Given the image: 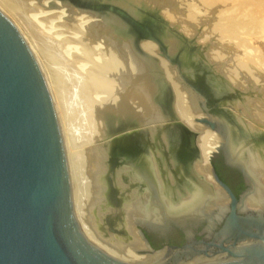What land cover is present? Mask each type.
Listing matches in <instances>:
<instances>
[{"label":"water","instance_id":"95a60500","mask_svg":"<svg viewBox=\"0 0 264 264\" xmlns=\"http://www.w3.org/2000/svg\"><path fill=\"white\" fill-rule=\"evenodd\" d=\"M183 79L191 121L208 127L213 135L214 182L222 186L230 206L208 214V205H214L218 197L205 177L195 175L196 134L175 118V94L159 79V106L179 133L178 174L193 200L181 207L166 206L147 146L135 135L112 134L108 148L112 163L107 167L112 175L132 168L129 176L140 179V196L152 193L145 217L135 220V227L149 254L163 253L158 264H186L196 257L225 252L230 260L203 264H264V188L249 159L258 140L242 143L239 126L223 109L225 98L213 99L202 84H187ZM214 163L232 187L241 190L239 196L220 178ZM0 264H127L94 247L77 225L49 90L25 39L2 11Z\"/></svg>","mask_w":264,"mask_h":264},{"label":"rangeland","instance_id":"374dc122","mask_svg":"<svg viewBox=\"0 0 264 264\" xmlns=\"http://www.w3.org/2000/svg\"><path fill=\"white\" fill-rule=\"evenodd\" d=\"M98 1L0 0V9L18 26L17 28L35 53L43 70L53 97L60 126L62 125L61 130L63 133L67 157L69 159V167L73 181L75 209L79 222L87 237H89L91 241H95L94 243L97 245H102L106 244V242H110V240L107 239L108 236L111 237L112 234L118 233L116 227L112 224V221L121 216V214H119L121 210L113 209V211L104 212L98 205H96L99 202V197H101L99 195V183L97 181V176L92 173L93 166L89 164V159L87 157L85 159V149L89 147L87 144L88 142H86L88 140L87 137L89 138V131L88 128L82 125L83 118L82 113L80 112L81 109H83V104L81 102L83 101V103H86L85 100L88 99L84 100L82 96H79L80 91H78L79 87L75 81V76L72 74L71 70H69V65H67L69 63L68 60L74 55L89 56L87 59H82L83 64H81V69L83 71H81L84 72L85 67L89 68V66L98 63L101 58H104L100 55L101 53L96 54L94 52L107 47L106 39L100 37L89 39V36L86 34V29L90 25V21H104L108 19L107 14L109 13L115 15L119 23L116 25V36L119 38L123 34H128L130 32L129 39L132 43V52L137 57V60L146 63V65L150 67V76L152 75L153 77L151 76V79L154 80H151L152 82H158L159 79L165 85L169 86V75L166 74L167 72L165 73L167 69L165 70L164 68H167V66L174 67L178 84L182 86V98L185 102L188 103L183 77H185L187 84H202L210 92L213 99L225 98L223 109L227 112L228 116L235 117L238 120L241 118L243 122H248V124L251 122L252 124L250 123V126H248L250 131H254L253 134L255 133L257 135L258 142H264V113L262 114V112H264V59H262L264 58V48H262L264 47V0H182L181 4V0H179V4L177 3L178 5L174 4L171 8H169L170 6L168 5L169 7H165L167 9L162 6V9H160L161 7L157 9L159 12L155 10L156 8H153L152 5H150V7L147 6V8H149L148 10L150 11L151 16H153V19L148 18V20L145 19V21L139 17L140 14L134 12L137 11V8L128 11L126 7L124 8L121 5L116 4L117 6L115 5V8L117 10H113L110 9V4L105 1ZM167 2L170 1L167 0ZM167 10L182 15L181 17L183 18V21H186L195 27L196 31L193 29L194 33L192 32V35L182 34L179 31L175 32L176 30L168 25L165 26V18L163 15L168 12ZM138 12L141 13V11ZM156 13L157 17H154L156 16ZM167 23H169L168 20ZM173 40L179 41L180 45L179 48L177 46V48L171 51L173 49L171 46L173 45ZM67 42H71L73 46L70 45V47L68 45L66 48L64 45ZM145 43L153 44L156 53L153 51L155 50L153 48V50L149 47L145 48ZM207 46L210 48L213 46L214 49L219 50L220 52L224 51L223 53L225 55L223 54V57L221 56L222 58L220 57V59L215 62H209L206 57V53L208 52ZM247 52L251 55L247 54ZM256 52L260 53L256 54ZM260 54L263 55V57H261ZM189 56L204 61L203 67L193 68V70L190 71L186 70L184 67L185 65L183 64H185V60L187 57L189 58ZM258 56H260L261 60ZM226 57L228 58L226 59ZM224 58L225 60H223ZM165 62L168 64L166 63L167 65L163 67L162 65H165ZM260 62L262 64H260ZM220 63H223L222 66ZM235 63H238V65ZM235 67L237 70H235ZM210 82L214 84L216 83L217 86H213L214 84L211 85ZM75 86L77 87L75 88ZM175 100H177V98ZM175 103L177 104L176 101ZM186 114H189L188 118L190 122H192L190 111ZM181 117L182 116L179 115L175 109V118L184 127L190 128L191 134H196L198 152L200 150L199 137L201 131L206 130L209 133H211V131L205 126L192 122L198 126L201 131L195 127L193 129L188 126V123L184 122L185 118ZM165 118H167L165 126L169 128L171 133L177 135L178 131L173 121L168 115H166ZM249 129H244L245 133H247V130L249 131ZM111 137L112 136H109V138L103 143L107 150L106 153H108V148L111 145ZM176 138L177 136L175 139ZM161 140L162 142L160 141L159 148L165 149V145L163 147V139ZM99 141H101V139H99ZM99 141L97 140V142ZM105 160L106 166L108 161L112 163L109 153ZM168 165L170 171L176 175L179 188H183V185L179 183L181 178L177 172L178 169L176 168V164H173L172 167L169 162ZM131 169L132 168H128L129 171ZM195 172H197L196 167ZM105 173L106 178L108 179L107 186H109L105 195L110 196L109 207L115 208L117 205L120 207L121 203H118L115 195H113V189H115L116 192L118 186L117 181H115V179H117V174L115 173L112 175L108 168ZM136 186L138 187V184H136ZM181 192L183 193V196L186 194L184 188ZM151 195L152 193L148 194L147 203H149ZM214 207L215 206H212V209ZM146 211L143 210L134 215V217L138 215L145 216ZM132 220L133 218H131V221ZM134 232L137 234L135 227ZM104 236L107 240H105ZM96 239L98 240L96 241ZM140 249L145 248L133 247L131 252L135 256H138L140 253L148 254L147 251H139L138 253V250ZM227 256L228 259L232 258L229 257V255ZM158 258L159 257L154 258L149 264H156L155 262Z\"/></svg>","mask_w":264,"mask_h":264},{"label":"bare ground","instance_id":"6f19581e","mask_svg":"<svg viewBox=\"0 0 264 264\" xmlns=\"http://www.w3.org/2000/svg\"><path fill=\"white\" fill-rule=\"evenodd\" d=\"M94 1H98V0H94ZM99 1H102V2L105 1L106 3L110 4L111 5V6L109 5L110 9H113V10L116 9L115 8L116 4L121 5L124 8L126 7L128 9V11H131V9H133V8H137L136 9L137 11H134V12L140 14L139 17H141L143 21H145V19L148 20V18L153 19V16H151L150 11L148 10L149 8H147V6L150 7V5H152V7L156 8L155 10L158 11L157 9H159L160 7H161L160 9H162L163 7L165 8L166 6L167 7L170 6L169 8H171L172 5H174V4L178 5L179 4V0H169L170 2H167V0H99ZM181 2H182V0L180 1V4H181ZM91 4H93V3H91ZM95 4H97V3H95ZM165 4H167V5H165ZM71 9H73V8H71ZM165 9H167V8H165ZM0 11H2V10L0 9ZM119 11H121V10H119ZM138 11H141V13H139ZM167 11L168 12L164 13V15H163L165 18L164 19L165 20V23H164L165 26L168 25L172 29H175L176 30L175 32L179 31L182 34L184 33V34L190 35L192 32L194 33V31H196L195 27L190 25L188 22L183 21V18L181 17L182 15H180L177 12H176L177 13V15H176L175 12L172 13L170 10H167ZM74 13H76V12H74ZM158 14H160V13H158ZM107 16H108V19H106L104 21L103 20L90 21L91 23L86 29V34H87V36H89V39H93L95 37H100L102 39H106V43H107L106 48L96 50L95 52L93 51L96 54L101 53L100 55L103 56L104 58H101L99 62L97 61L98 63H95L92 66H89V68H86V67H85V69L83 68L84 72H82L83 70L81 69V67H82L81 64H83L82 59H87L89 56L74 55L70 60H68L69 63L67 64V65H69V70H71L72 74L75 76V81L77 82L78 87H79L78 91H80L79 96L80 97L82 96L84 98V100L88 99V100H85L86 103L85 102L83 103V101L81 100L82 101L81 103L83 104V109H81L80 112L82 113V118H83V124L82 125L84 127L88 128V131H89V138L87 137L88 140L86 141V142H88L87 144L89 145V147H87L85 149V159H86V157L89 159V161H90L89 164H91L93 166L92 167L93 168L92 173L97 176V181L99 183V190H100L99 195L101 197H99V202L96 205H98L104 212L105 211L106 212L107 211H113V209L121 210L119 213V214H121V216H119V218H117L116 220L112 221V224L116 227L118 233L112 234L111 237L108 236L107 239H109L110 242L109 243L106 242V244H102V245L100 244L101 246L97 245L96 243H94L95 241L93 242V241H91V239H89V237H87V235L83 231L81 224L79 222L77 212L75 209L73 181H72L71 171H70V167H69V159L67 157L65 142H64L63 133L61 130L62 125L60 126L59 117H58V114H57V111L55 108L53 97L51 95L49 85L47 83V80L45 78L43 70L39 64V61L37 60L35 53L31 49V47L29 46V44L26 41V39L24 38V36L23 35L22 36L25 39L28 47L30 48V50H31V52H32L38 66L40 68V71L43 75V78L45 80V83L47 85V88L49 90V94H50V97L52 100V104L54 107V111L56 114L57 122L59 125V129L61 132L62 141H63V145H64V149H65L66 162H67L69 180H70V185H71V200H72V205H73V211L75 214V219H76L77 225H78L81 233L83 234V236L86 238L87 241H89L92 245H94V247H96L101 252L106 253V254L110 255L111 257H113L119 261H123L127 264H149V262H151L154 258L159 257L155 262L156 264H158V261L161 258V256L163 255V253L146 255V256H135L131 252V249H133V247L145 248V249L138 250V253H139V251H145V252L147 251L148 252V249L146 247L145 242L141 238L138 237L139 233H140V229L138 227H135V220L143 219L145 216L144 215H138V216L134 217V215L138 214L139 212H141L143 210L146 211L149 203H147L148 194L140 196V189H139L140 179L130 177L129 175H130L131 170L129 171L128 168L121 169L120 171H118L116 173L117 179H115V181H117V184L119 187L117 186L116 192H115V189H113V195H115L116 201L118 203L119 202L121 203V206L118 207V205H117L115 208L109 207L110 206V196L105 195L109 186H107L108 179L106 178V173H105L107 168H108L105 165V161H106L105 159L107 158L108 153H106L107 150H106L105 144H103L104 141H106L107 138H109V136H112V134L123 133V134H129V135L137 136L147 146L150 158L152 159L151 160L152 161V172L154 173V175L158 179V187L160 188L161 192L163 193L164 197L166 198V203H167L166 206L167 207H181L183 204H185L189 201H192L193 195L190 192L189 188L187 187L186 183L181 179V180H179V183L183 185V188L186 191V194L184 196L182 195L183 193L181 191L183 188L182 187H181V189L179 188V184H177L176 175L174 173H172V171H170V169H169V165H168L169 162L172 165V167H173V164H176V168H177L175 151H180V142H179V135H178L179 133H177V135H175V134L170 132L168 127L165 126V121L167 120V118H165V117H166L167 113L159 106V100L157 97V95H158V82H152L151 81L153 79H151L152 75L150 76V71H149L150 67L148 65H146V63H143L142 61L137 60V57L132 52L133 51L132 50V43L129 39V36H130L129 33L130 32L128 31V29H127V31L129 32L128 34H123L121 37L118 38L116 36V34H117L116 25L119 24L118 20L115 17V15H112L111 13L107 14ZM154 17H157V13H156V16H154ZM167 20L169 23H167ZM106 21H108V22H106ZM15 26L18 27L16 24H15ZM122 26H124V25H122ZM193 29H195V30L193 31ZM177 34H179V33H177ZM241 34H243V33H241ZM172 44L173 45H171V46L173 49L171 51H173L175 48H177V46L179 48V45H180L179 41L173 40ZM68 45L73 46L71 42L65 43L64 46L67 48ZM222 45H223V43H222ZM144 47L145 48L149 47L151 49L152 48L155 49L154 45L151 43H145ZM207 47H208L207 48L208 52L206 51L207 55L206 54L205 55H206L207 59L209 60V62H215V61L219 60L220 57L224 54L223 53L224 51H221L222 52V54H221V52L219 50L214 49L213 46L211 48L209 46H207ZM241 47H243V46H241ZM262 48H264V47H262ZM153 51H155V53H156V49ZM258 53H260V52H256V54H258ZM247 54H250V53L247 52ZM90 56H91V54H90ZM260 56L263 57V55H261V54H260ZM260 56H258V57L260 58ZM190 57L191 56H189V58L187 57V59L185 60V64H183V65H185L184 67L186 70L190 71V70H193V68L195 69V68H199V67L202 68L203 67L204 61H202V60L200 61V60H197V59L192 58V57L190 58ZM238 57H240V56H238ZM227 58L228 57H226V59ZM257 59H255V60H257ZM262 59H264V58H262ZM223 60H225V58ZM260 60H261V58H260ZM228 61H229V59H228ZM223 62H225V61H223ZM254 62H257V61H254ZM261 62H260V64H262ZM166 63L167 62H165L164 63L165 65H162V66L165 67L168 64V63L167 64ZM247 63H249V62H247ZM161 64H162V62H161ZM222 64L220 63L221 66H222ZM235 64L238 65V63H235ZM247 65H249V64H247ZM220 68H219V70H220ZM252 68H254V67H252ZM164 69L165 70L167 69V71H165V73L167 72L166 74L169 75V80H168L169 84H170L169 87H171V89L173 90V92L175 94V97L177 98V100H175L177 102V104L175 103L176 104V106H175L176 112L179 115H181L183 118H185V120L187 122L185 120H184V122L188 123L189 124L188 126L192 127L193 129L195 127L199 130L198 126H196L195 124L190 122V120L188 118L189 114L188 115L186 114L187 112L189 113V105L182 98V95H183L182 94V92H183L182 86L178 84V80H177V77L175 75L174 67L167 66V68H164ZM221 69H223V68H221ZM233 69H234V67H233ZM77 70H78V72H77ZM235 70H237L236 67H235ZM231 71H233V70H231ZM205 73H207V72H205ZM250 82H251V80H250ZM210 83H211V85L214 84L212 82H210ZM215 85H216V83L213 86H215ZM76 87L77 86H75V88ZM262 92H263V90H262ZM246 94H248V93H246ZM181 98H182V100H181ZM178 99H179V101H178ZM253 111H254V109H253ZM263 113L264 112H262V114ZM75 115H78V114H75ZM230 119L234 125L239 126L242 143L258 140L257 135L255 133L253 134L254 131L252 130L253 132H251L249 127H248V126H250L251 122L248 124V122L247 123L243 122V120H241V118H239V120H238L235 117L234 118L230 117ZM241 122H243L244 124ZM246 128L249 129L250 133L248 130H247V133H245L244 129H246ZM199 131H201V129ZM208 135H209V138H208ZM176 136H177V138L175 139ZM99 139H101V141H99ZM161 139H163V147L165 145V149L159 148L160 147L159 146L160 141L162 142ZM97 140L99 142H97ZM212 140H213L212 133H209L206 130L201 131L200 137H199L200 150L197 152L198 162L195 165V167L197 169V172H195V175L205 177L206 183L214 186V189H215L217 197H218V199L214 203V205H208V214H211L213 212L225 209V208L230 206V198L224 193L222 186L219 185L218 182H214V176H213V171H212L213 166H212V163L210 160V150H211ZM249 159H250L252 172L257 177L260 185L264 188V142L263 141H259V142L257 141L255 143V145L251 149ZM108 163H111V162L108 161ZM177 172H178V170H177ZM109 175H111V174H109ZM136 184H138V187L136 186ZM212 206H215V207L212 209ZM131 218H133L132 221H131ZM133 225L137 231V234H135V232H134ZM107 239L105 237V240H107ZM97 240L98 239H96V241ZM99 242H101V241H99ZM106 246H108V247H106ZM148 254H149V252H148ZM227 255H228V252H225V253H222V254H219V255H216L213 257H196L193 261L188 262L186 264H203V263H208V262H220V261L230 260L227 258L228 257Z\"/></svg>","mask_w":264,"mask_h":264},{"label":"flooded vegetation","instance_id":"af4514ba","mask_svg":"<svg viewBox=\"0 0 264 264\" xmlns=\"http://www.w3.org/2000/svg\"><path fill=\"white\" fill-rule=\"evenodd\" d=\"M214 167H215V165H214ZM216 169V168H215ZM217 169H218V172L217 173H220L221 174V176L223 177V181L224 182H226L231 188H232V190L234 191V188L232 187V183L227 179V178H225L224 176H223V174H222V172L220 171V169L217 167ZM217 171V170H216ZM220 176V175H219ZM236 194V193H235ZM146 235H147V237L149 238V240L152 242V239H151V235H150V233L146 230ZM202 238V236L200 237V239ZM196 240H198V239H196ZM188 241V240H187ZM187 241L185 242V243H183V244H180V245H178V246H181V245H184V244H186L187 243ZM153 243V242H152ZM169 245H175V244H169Z\"/></svg>","mask_w":264,"mask_h":264},{"label":"trees","instance_id":"16d2710c","mask_svg":"<svg viewBox=\"0 0 264 264\" xmlns=\"http://www.w3.org/2000/svg\"><path fill=\"white\" fill-rule=\"evenodd\" d=\"M214 165H215V168H216V170H217V172H218V169H217V165H216V163H214ZM219 175H220V177L223 179V177L221 176V174L220 173H218ZM234 192L236 193V195L237 196H239L240 195V192H241V190L240 191H238V190H236V189H234Z\"/></svg>","mask_w":264,"mask_h":264}]
</instances>
